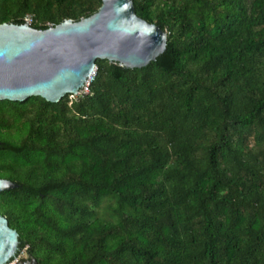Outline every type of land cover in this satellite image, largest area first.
Segmentation results:
<instances>
[{"label": "trees", "instance_id": "trees-1", "mask_svg": "<svg viewBox=\"0 0 264 264\" xmlns=\"http://www.w3.org/2000/svg\"><path fill=\"white\" fill-rule=\"evenodd\" d=\"M132 1L167 34L155 60L97 58L88 93L0 100L13 264H264V0ZM101 2L0 0V23Z\"/></svg>", "mask_w": 264, "mask_h": 264}, {"label": "water", "instance_id": "water-1", "mask_svg": "<svg viewBox=\"0 0 264 264\" xmlns=\"http://www.w3.org/2000/svg\"><path fill=\"white\" fill-rule=\"evenodd\" d=\"M167 34L135 12L132 0H102L98 9L38 29L24 21L0 23V100L39 95L50 102L77 94L97 58L142 67L162 53ZM19 186L0 177V192ZM18 232L0 213V264L17 259ZM20 264H36L35 259Z\"/></svg>", "mask_w": 264, "mask_h": 264}, {"label": "built area", "instance_id": "built-area-1", "mask_svg": "<svg viewBox=\"0 0 264 264\" xmlns=\"http://www.w3.org/2000/svg\"><path fill=\"white\" fill-rule=\"evenodd\" d=\"M23 20L28 22L29 25H31V23L33 22V16L31 14H25L23 17ZM96 66L93 69V72L87 77L86 81L83 83V85L80 87L79 92L77 94H85L88 93L89 91V86L90 83L95 75L96 72ZM77 94H72V95H77Z\"/></svg>", "mask_w": 264, "mask_h": 264}, {"label": "rangeland", "instance_id": "rangeland-1", "mask_svg": "<svg viewBox=\"0 0 264 264\" xmlns=\"http://www.w3.org/2000/svg\"><path fill=\"white\" fill-rule=\"evenodd\" d=\"M112 204H113V203L110 202V201H104V202L101 204L100 208L97 209V211H98V212H97L98 215H103V214H105V213H104V210H106V208H107L108 206L112 205ZM17 259H24V260L27 259V252H26L25 249L22 250L19 254H17Z\"/></svg>", "mask_w": 264, "mask_h": 264}]
</instances>
